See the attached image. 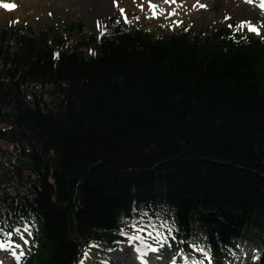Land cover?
<instances>
[{
    "label": "trees",
    "instance_id": "1",
    "mask_svg": "<svg viewBox=\"0 0 264 264\" xmlns=\"http://www.w3.org/2000/svg\"><path fill=\"white\" fill-rule=\"evenodd\" d=\"M68 30L57 52L53 29L0 30V242H26L27 264L137 245L177 264L249 245L264 264V39Z\"/></svg>",
    "mask_w": 264,
    "mask_h": 264
},
{
    "label": "rangeland",
    "instance_id": "2",
    "mask_svg": "<svg viewBox=\"0 0 264 264\" xmlns=\"http://www.w3.org/2000/svg\"><path fill=\"white\" fill-rule=\"evenodd\" d=\"M150 3L157 6L156 15L149 7ZM258 3L259 0H253V3H245V0H0V4L15 5L11 10L0 7V30L5 27L23 32L53 29L50 46L56 52L55 33L65 34L69 29L68 32L76 33V36L99 35L105 20L111 16L153 30L176 32L188 28L202 39L221 28L250 22L259 29L260 35L250 32L264 39V11ZM0 243L5 245L0 248V264H27L28 246L21 238ZM98 250L89 248L82 264H88ZM149 251L141 245L119 250L111 255V261L105 260V264H177L173 258L156 260ZM255 258V249L247 245L233 255L232 264H249Z\"/></svg>",
    "mask_w": 264,
    "mask_h": 264
},
{
    "label": "snow or ice",
    "instance_id": "3",
    "mask_svg": "<svg viewBox=\"0 0 264 264\" xmlns=\"http://www.w3.org/2000/svg\"><path fill=\"white\" fill-rule=\"evenodd\" d=\"M166 2H168V0H166ZM245 3H253V0H245ZM258 7H260L261 11H264V0H259V3L257 5ZM0 7H4L6 9H13L15 8V5H10V4H0ZM149 7L150 9L152 10L153 12V15H156L157 14V6L154 5V4H149ZM200 7H204V5H200ZM174 14V13H173ZM247 28L249 31L257 34V35H260V32H259V29L252 25L250 22H246V23H242L239 25V28ZM5 245L3 243H0V248H4Z\"/></svg>",
    "mask_w": 264,
    "mask_h": 264
}]
</instances>
